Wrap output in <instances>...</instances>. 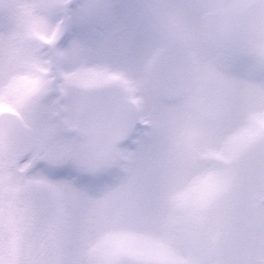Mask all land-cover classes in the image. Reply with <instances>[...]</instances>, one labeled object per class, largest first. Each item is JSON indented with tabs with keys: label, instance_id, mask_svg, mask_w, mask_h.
<instances>
[{
	"label": "snow or ice",
	"instance_id": "snow-or-ice-1",
	"mask_svg": "<svg viewBox=\"0 0 264 264\" xmlns=\"http://www.w3.org/2000/svg\"><path fill=\"white\" fill-rule=\"evenodd\" d=\"M0 264H264V0H0Z\"/></svg>",
	"mask_w": 264,
	"mask_h": 264
}]
</instances>
